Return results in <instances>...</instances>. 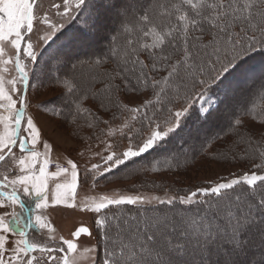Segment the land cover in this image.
I'll return each instance as SVG.
<instances>
[{"label":"snow or ice","instance_id":"1","mask_svg":"<svg viewBox=\"0 0 264 264\" xmlns=\"http://www.w3.org/2000/svg\"><path fill=\"white\" fill-rule=\"evenodd\" d=\"M110 13L120 25L108 57L114 66L105 71L103 88L93 91L82 90L72 64L68 108L75 121L87 112L89 94L100 98L111 113L106 120L95 117L106 128L101 134L128 143L117 151L106 142L102 164L85 168L81 181L71 160L70 168L57 164L48 171L52 149L46 141L37 149L41 132L27 114L28 89L32 76L50 72L53 62L67 63L58 48L41 65L48 48L58 41L87 43L106 27ZM74 21L78 32L67 33ZM257 57L264 58V0H0V208H12L0 215V264H78L77 241L92 232L81 226L73 239L60 236L57 243L43 211L50 206L95 214L96 243L82 250L89 264H264V71L256 76L249 70ZM9 66L15 75L6 78ZM144 90L151 98L139 106L119 99ZM193 108L202 124L222 123L225 137L244 144L251 168L169 195L171 185L140 178L178 171L190 154L205 155L223 139L205 136L196 147L192 140L198 137L183 135ZM108 173L136 177L139 188L77 201L81 183L91 179L95 187ZM49 178L61 181L51 196ZM21 194L33 197L34 209ZM31 229L37 235L46 230V241L31 240Z\"/></svg>","mask_w":264,"mask_h":264},{"label":"trees","instance_id":"2","mask_svg":"<svg viewBox=\"0 0 264 264\" xmlns=\"http://www.w3.org/2000/svg\"><path fill=\"white\" fill-rule=\"evenodd\" d=\"M55 2L58 3L60 2V0H55ZM78 28H79V21L72 22L66 26L67 33H73L74 31H77ZM119 31H120V25L118 23L116 31L114 30V32H112L110 36V39H112L111 47H113L117 42L113 39V37H117ZM93 38L94 36H90L89 39L93 40ZM77 44L68 45L67 42L58 41L56 44H53L50 48L47 49L45 56L41 60V65L43 64V60L47 59L48 56L53 52H55L58 48L63 51L64 57L67 58L65 55L66 54L65 51L67 52L74 50V46H76ZM111 47H109V44L107 45L105 43L102 46H97L93 50L90 49L89 54H84L82 58L83 62L91 63L100 60L103 63L97 66L96 68H89L81 65V67H83L84 70L87 71L86 73L87 75L91 74L89 77L90 79L89 83L87 82L86 84H84L81 81L79 82V77H76V82L81 84L82 90L86 87H92L93 91H98L103 88V83H101V81L104 80L105 71L106 70L111 71V68L114 66L113 62L108 59ZM80 48H83V46ZM64 60L67 63L66 65L62 66L63 69H60V71L58 72V76L56 78L53 77L51 71L49 72L47 70L49 72V75L47 73L43 79L45 88H48L49 86L53 88V86H55L54 89H60L62 91L60 92L61 100H59V102L55 104H52L54 118L60 122L62 127L68 128L67 131L70 132L74 140L78 141L79 143L93 144L102 139H104L105 141L106 138L108 137L106 135H102L101 130L103 129L106 132V128L102 123L97 124V122L95 121V117H99L100 120H106L109 119L111 113L107 112L105 108L101 107L100 98L93 99L91 98V94H89V99L85 100L83 104V107L87 109V112L83 114H78L75 121H73L72 115L69 114L68 101L70 98L68 96L66 89L68 86H70L72 81L69 79L71 76L68 73L70 62L67 59ZM249 70L256 76H259L261 71H264V58L260 57L257 60H254L253 65L252 67L249 68ZM161 75H163V73H161ZM35 78H36L35 76L31 77L30 80L31 87L33 86V80H35ZM29 91H30V87H29ZM150 98H151L150 90H144L142 93L141 92L128 93L127 95L121 93L119 97L121 101L128 102L129 106H139L144 101ZM90 114H91V118H90ZM163 115H166V113L162 114V118ZM90 122L93 123L94 125L93 127L88 126ZM217 125L218 124H216L215 126V123L202 124L201 121L197 118L195 108H193L189 117L183 120V128H184L183 135L186 136L189 133H192L193 131H197L198 129L199 131L204 132L205 136H211V135H215L216 133H219L220 136L223 137V139L217 140L213 144V146L208 149L205 155L197 156L195 159H192L190 154L188 164L180 168L178 171L159 174V175L155 173H148L145 177H141L140 179H147L148 181L154 179L157 185H161V184L165 186L171 185V189H168L169 193H172L174 195H183L187 193L189 189L195 190L197 186H204L211 184L215 181L220 180L221 178L230 177V174L240 175L243 174L245 171H248L251 168V161L246 159L243 154V149L245 147L244 144L240 143L235 136L225 137L224 132L221 131L222 125H219L218 129H216ZM205 136H203V139L199 138V140L200 141L204 140ZM108 139L110 141V138ZM234 140L236 141L235 144L232 143V141ZM110 142L113 143V148L114 150L117 151L123 150L128 143L126 139L120 140L119 138H116L114 141H110ZM192 143L196 147H199V141L198 142L194 141ZM104 144L106 145V142H104ZM230 149H235V151L232 152L230 151ZM106 154L107 153L105 152L104 155ZM256 162L258 163L259 161L257 160ZM100 164H102V161L100 162ZM85 168L86 167H82L80 169L81 181H83L86 175L84 171ZM227 171H229L228 172L229 174H226ZM112 183H126L128 184L126 185V189L131 192H133L132 189L133 184H137V188H139L136 177H132L129 179H117L116 176L112 175L111 173L105 174L104 176H100L98 178V181L96 182V185L108 186ZM88 185L89 187L92 186L91 179H88L86 183H81L77 189L80 190L84 187H87ZM154 193H164V192L161 190H156ZM21 198L25 202L27 207H30L32 209L35 208L34 199H30L28 196H24L23 194H21ZM94 219H95V214L92 216L91 219L93 222L91 231L94 237H96ZM29 238L33 241L45 242L47 236L44 234L37 235L36 230L31 229L29 232ZM58 241L59 240H57V243Z\"/></svg>","mask_w":264,"mask_h":264},{"label":"rangeland","instance_id":"3","mask_svg":"<svg viewBox=\"0 0 264 264\" xmlns=\"http://www.w3.org/2000/svg\"><path fill=\"white\" fill-rule=\"evenodd\" d=\"M109 17L110 20L106 25V27H104L97 35H94L93 40L88 39L87 43L77 44L78 46L77 45L74 46V50L67 52L65 51L66 53L65 55L67 58L64 57V59H67L70 62L68 73L71 77L73 76L71 65L76 64L77 68L75 70V76L79 77V82L81 81L84 84H86L87 82L89 83L90 80L89 77L91 75V74L87 75L86 74L87 71L84 70L83 67H81V62L83 61L82 58L84 54H89L90 49L93 50L97 46H102L105 43L107 45L109 44V47H111L112 45V39H110V36L111 33L114 32V30L116 31L119 22L117 21V18L114 15V13H110ZM38 35L39 34L32 35L33 41L36 42L37 44L40 43L38 40ZM82 46L83 48H80ZM40 50L43 51L44 49L41 48ZM9 54L10 55L14 54L11 49H9ZM258 58L260 57H257L254 60H257ZM254 60L250 61V67H252ZM62 66L63 65H60L57 62L52 63L51 74L53 75V77L56 78L58 76V72L60 71V69H63ZM9 67L11 69L10 73H4L6 78L8 77L11 78V75H15L14 69L11 66ZM47 73L49 75V72L47 70H45L43 74L38 73L35 76L36 77L35 80H33V86L32 87L30 86V91L28 89L29 106L27 109V114L36 115L35 123L37 124L38 128L43 132V135H46L51 140H54L58 144L59 148L65 153V161H62L64 163L60 162L63 167L70 168V165H68L67 162L71 160L77 164L80 173V169L82 167L90 168L91 164L93 163L100 164V162L102 161L101 157L105 153L106 145L104 144V142H110L109 139L106 138L105 141L104 139H102L93 144L79 143L78 141L74 140L71 133L67 131L68 128L62 127L60 122L54 118L52 104H55L59 102V100H61L60 92L62 91L60 89H54L55 86H53V88H51V86L45 88L43 79ZM216 124L217 123H215V126ZM219 125H222V123L218 124L216 129H218ZM189 134L192 137H198L200 139H203V136H205L204 132H201L198 129L197 131H193L192 133ZM194 141L198 142L200 140L194 139L192 142ZM228 172L229 171H227L226 174H229ZM126 185L128 184L112 183L108 186L96 185L95 187L93 186L89 187L88 185L87 187H84L80 190L77 189L78 192L77 201L81 203L87 202L91 197H96L104 194H108V195H111L113 193L132 194L131 191H128L126 189ZM154 194L163 195L164 193H154ZM168 194L174 195L169 192ZM39 211L40 210H37V212ZM43 211L44 214L47 215V217L49 218L50 222L52 223L55 229V236L57 240H59L60 236H63L65 239H73L71 234L81 226L88 227L89 230L91 231V227L93 225L91 219L94 213L90 211H81L79 208L68 209L63 206H55V207L50 206L49 208ZM43 234L47 236V231L44 230ZM77 242H78V247L81 249V255L78 259V264H89L88 254L83 253L82 250L85 247L95 245L96 242L94 239V235L92 234V237H89L87 234H82L81 238H79Z\"/></svg>","mask_w":264,"mask_h":264},{"label":"crops","instance_id":"4","mask_svg":"<svg viewBox=\"0 0 264 264\" xmlns=\"http://www.w3.org/2000/svg\"><path fill=\"white\" fill-rule=\"evenodd\" d=\"M30 115L34 118V122H35L36 121V115H34V114H30ZM40 132H41V142L38 143L37 149L42 151L43 150L42 144L44 141H46L51 146V149H52L51 154H50L51 161L52 162H58V163H60V162L64 163L62 161H65V153L59 148L58 144L54 140H51L48 136L43 135V132L41 130H40ZM48 171L54 172V170H51L50 166L48 168ZM62 176H63V174H62ZM61 181H62V177H61ZM61 181H58L57 179H54V178H49L48 184H49L50 196H51V193L54 191L55 183L61 182ZM28 197L30 199H33V197H31V196H28ZM11 211H12L11 207L0 208V215H4L5 213H10ZM17 211H19L18 208H17ZM18 238H19L18 236H10V239L13 241L18 239Z\"/></svg>","mask_w":264,"mask_h":264},{"label":"built area","instance_id":"5","mask_svg":"<svg viewBox=\"0 0 264 264\" xmlns=\"http://www.w3.org/2000/svg\"><path fill=\"white\" fill-rule=\"evenodd\" d=\"M57 164H59L61 167H63V166H62L60 163H58V162H51V163L49 164L51 170L56 171V170H57V169H56Z\"/></svg>","mask_w":264,"mask_h":264},{"label":"bare ground","instance_id":"6","mask_svg":"<svg viewBox=\"0 0 264 264\" xmlns=\"http://www.w3.org/2000/svg\"><path fill=\"white\" fill-rule=\"evenodd\" d=\"M78 32V29H77V31H74L73 33H77Z\"/></svg>","mask_w":264,"mask_h":264},{"label":"water","instance_id":"7","mask_svg":"<svg viewBox=\"0 0 264 264\" xmlns=\"http://www.w3.org/2000/svg\"><path fill=\"white\" fill-rule=\"evenodd\" d=\"M22 199V198H21ZM29 232H30V230H29Z\"/></svg>","mask_w":264,"mask_h":264}]
</instances>
